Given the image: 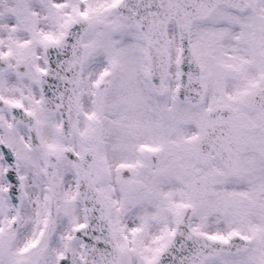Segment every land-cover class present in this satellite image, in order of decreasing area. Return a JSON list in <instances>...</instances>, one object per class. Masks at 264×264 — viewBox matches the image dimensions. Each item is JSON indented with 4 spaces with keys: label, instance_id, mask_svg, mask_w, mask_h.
Segmentation results:
<instances>
[{
    "label": "flooded vegetation",
    "instance_id": "1",
    "mask_svg": "<svg viewBox=\"0 0 264 264\" xmlns=\"http://www.w3.org/2000/svg\"><path fill=\"white\" fill-rule=\"evenodd\" d=\"M249 6H262L264 7V0H246ZM255 31L258 33L259 36V42L264 44V15H261L260 20L255 25ZM9 35L11 39L15 42L17 46L13 47L14 49V56L9 57V67L4 73L0 74V139L6 143L9 144L14 150H18L22 148L24 145V142L22 139L27 138V130L26 127L23 124L15 123L11 129L8 128L7 121L10 119V112L7 107V103L10 102H18L21 101L24 104V107L28 110L30 109V105L34 106L31 102L32 99H37L38 92H37V86L35 77H33V73H35L38 70V52L37 49L34 47V53L36 54L35 57H31V52L28 51V47L21 46V39L25 38L24 32L22 31H15L14 33L10 32ZM262 72H264V64L262 67ZM250 96V95H247ZM246 96H244L245 98ZM198 125L200 128V131L202 130L201 125V119L202 116L198 118ZM236 113L229 115L227 117V120L229 123H231L234 128L237 135V139L239 140L238 144H245L247 147L251 145V142L253 141L258 150H260V147L262 143L264 144V128L263 127H256L257 131L253 133L252 131H249L248 133L243 131L240 127L237 126L236 122ZM180 122L184 126L186 124V117H181ZM37 126L38 130L42 128V124L38 122L37 119ZM175 131H177V128H175ZM173 131L170 136L173 137V143L171 140H169L166 144L163 145L162 149L165 150L164 156L161 155V152L154 153V157L151 158V156H145L144 161H147L149 158V164H143L142 170L140 173L142 175L146 174L148 177L152 174L153 168L157 169L159 171L167 170L169 168L170 163L167 165L166 160L167 158L173 159V154H177V156L174 159H177L179 157L185 156L186 154L182 155L181 152L184 148L181 146L182 138L178 136V134ZM198 142V140H197ZM196 142V150L192 152V155L194 158L199 162L200 165H208L211 164V159L215 158L218 162L219 160L214 157L211 153L210 154H204L201 152L198 143ZM246 147V148H247ZM186 152V150H185ZM167 154V158H165ZM172 154V156H170ZM157 156V157H156ZM181 160V158H180ZM216 161V162H217ZM216 162L214 164H216ZM156 163L161 164L160 168L157 167H151V164ZM220 163V162H219ZM180 165V164H179ZM139 176V174H133L130 173L129 178H136ZM221 177H224L223 174H220ZM182 178V176H181ZM39 176L38 181L39 182ZM179 182H185V181H179ZM36 190L40 192L41 185L35 186ZM7 200V198H6ZM5 200L4 197L0 195V214L4 215L5 213H8L11 210L10 204ZM256 204H259L256 202ZM127 206H130L128 202L125 203L124 208L119 211L120 213H123L127 216H131L133 218H141L144 220L146 217L145 211L141 212V214L138 216L137 213H135V207H132L130 211L126 210L125 208ZM261 207V206H260ZM118 212V211H117ZM116 216V215H115ZM264 216V212H263ZM224 218V217H223ZM226 220H220L217 223L216 229H221L226 227ZM259 220L256 218L250 210L249 216L247 217V225L250 227L252 226H258ZM146 226V225H145ZM142 244L149 243L148 238H144ZM146 241V242H145ZM3 254V251L1 252ZM241 256V255H240ZM243 258V256L239 257ZM248 259V257H245ZM248 261V260H247Z\"/></svg>",
    "mask_w": 264,
    "mask_h": 264
},
{
    "label": "water",
    "instance_id": "2",
    "mask_svg": "<svg viewBox=\"0 0 264 264\" xmlns=\"http://www.w3.org/2000/svg\"><path fill=\"white\" fill-rule=\"evenodd\" d=\"M130 1L135 0H121L118 7L123 10L122 16L132 18L138 23L141 22V29L143 30L144 35L147 37L149 36L151 39V48L153 51L151 52V65L153 67L154 77L158 80L161 77L162 70L166 67L164 51L165 37L162 40L163 35L159 32L164 31V23L166 24L167 19L172 15L173 11H163V26L161 27L157 26L152 18L150 19V17H152L151 11H157L159 9L157 6V0H154L152 5H149L147 0H136V7L135 3L130 4ZM133 9L136 11V14H132ZM78 31V25L75 24V27H69L68 34L71 36L72 34H75L76 37ZM72 55H74V53H72ZM74 79L75 82H73V86L77 83V78L75 77ZM72 93L71 100L68 102L71 104V111L68 116L62 118L61 127H69L74 124V117L77 110L75 97L76 86H74ZM73 98L74 100L72 102ZM55 100L56 101L53 100L54 102H52L49 97V102H47L48 105L53 107V105L57 104V106L64 111L66 102H60L58 99ZM89 144L90 149L83 154L81 158L78 159L73 157L77 178L79 179V187L81 188V194L85 200L87 210L86 226L79 232V236H81L85 243V264H115V258H108V253L112 252L114 244L105 215V208L100 198V193L96 190L94 185L99 177L96 154L98 138L95 129L89 139ZM178 243L184 244L185 242ZM170 255V251H164L155 264H166L169 261L167 259Z\"/></svg>",
    "mask_w": 264,
    "mask_h": 264
},
{
    "label": "rangeland",
    "instance_id": "3",
    "mask_svg": "<svg viewBox=\"0 0 264 264\" xmlns=\"http://www.w3.org/2000/svg\"><path fill=\"white\" fill-rule=\"evenodd\" d=\"M35 0H32V2H28L27 3L31 4V5H35L34 4ZM86 2L82 3L81 0H41V5L40 6H34L36 9H40L42 13L46 14L44 11H50L51 14H57L60 16V23L61 21H65L68 20L69 18H71L72 16H74V14H78V12H88L89 17H91V20L93 21V24L95 26V28H93V31H91V33L89 34V37L91 36V38L89 39L90 42V48L91 51L95 46V38H99V40L101 41V43H103L104 45H107L110 47V56L105 55V54H101L98 57L94 58V59H90L95 61V63H104V61H110V59L112 58V60H114V55H120L121 60H123V62H135V52L138 50L137 53V63L138 65L142 66L143 68V63H144V50H143V40L141 38V36L138 34L137 30L134 27H131L130 25L124 23V21L120 20L117 16V13H115L114 11H112L110 9L111 4L113 5V3L116 0H84ZM36 2V1H35ZM107 4H108V8L107 9ZM49 5V6H47ZM64 6V8H63ZM34 7L30 6V9H28V12H21L20 15L22 16L23 14L27 13L28 15L33 17V20L38 18V14L39 11H33ZM54 8L56 10H54ZM50 16V15H49ZM125 26V28H124ZM60 29V26H59ZM58 29H52L51 33H54V31L56 32ZM50 34V33H49ZM198 42L199 39H198ZM175 37H174V33L173 31L171 32L170 35V50L172 52L175 51ZM135 46L136 51H135ZM93 57V56H92ZM102 57V58H100ZM111 57V58H110ZM174 64V61H173ZM98 67V65H97ZM103 68V67H102ZM97 69V68H96ZM101 68H98V71ZM92 74L93 71L91 69L90 72V66L87 67V65L85 66V75H89ZM91 78H94L95 75H91ZM85 77V76H84ZM118 78L120 80H127L130 83H134L137 84V76L135 74V71L130 70V71H126V70H122L119 72L118 74ZM90 88V87H89ZM88 85L84 83V81L82 82L81 85V93H83V98H82V106H83V112H82V118L79 122V125L81 127V129L85 128V125L88 124V119H87V112L88 110H90L92 108L91 104H90V100H88V93H89V89ZM131 89H125L124 92L126 94V99H130V97L128 96L129 92ZM91 92V91H90ZM87 100V101H86ZM135 103H141V104H145L147 106V98L145 96L142 95V97L135 91ZM84 104V105H83ZM55 122V121H54ZM53 122V123H54ZM55 125V123H54ZM47 127V126H46ZM50 129V126H49ZM48 129V130H49ZM46 131V129H45ZM48 134V135H47ZM47 134L45 133V137L46 138H50V133L49 131L47 132ZM106 137V136H105ZM103 154L104 156H108L109 160H118L120 159V155L118 154H114L113 157L111 156V153H109V150L107 148V145H103ZM68 185L71 187V190L73 189V182L72 180L69 178L68 179Z\"/></svg>",
    "mask_w": 264,
    "mask_h": 264
}]
</instances>
